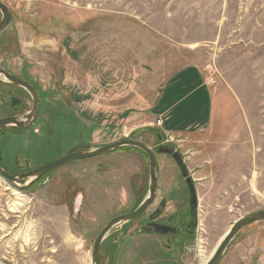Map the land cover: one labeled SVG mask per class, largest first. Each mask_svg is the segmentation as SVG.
Returning <instances> with one entry per match:
<instances>
[{"label":"rangeland","instance_id":"1","mask_svg":"<svg viewBox=\"0 0 264 264\" xmlns=\"http://www.w3.org/2000/svg\"><path fill=\"white\" fill-rule=\"evenodd\" d=\"M1 1L12 23L0 37V68L34 83L50 110L68 98L80 122L78 130L64 129V137L56 126L53 144L44 109L31 130L0 136V165L10 174L43 166L73 147L132 139L131 112L115 118L123 112L104 105L128 107L139 78L144 84L149 76L151 85L183 68L202 71L207 87L197 88L200 80L190 77L169 100L191 109L181 123L192 121L195 109L207 113L204 99L212 91L214 118L206 129L171 140L155 120L137 129L153 131L136 135L157 153L158 198L146 215L163 199L164 217L179 208L170 204L185 206L186 185L171 153L182 156L198 197L194 242L183 252L166 250L159 237L131 236L127 223L104 241L102 264H206L236 221L264 211V0ZM81 24L95 31L67 42ZM111 35L115 43L108 42ZM147 98L136 108L143 115L156 99L151 87ZM94 104L106 111H79ZM31 108L25 91L0 81V118ZM148 182L147 159L127 148L62 166L22 192L0 179V264H92L101 230L142 202ZM221 264H264V222L241 231Z\"/></svg>","mask_w":264,"mask_h":264},{"label":"water","instance_id":"2","mask_svg":"<svg viewBox=\"0 0 264 264\" xmlns=\"http://www.w3.org/2000/svg\"><path fill=\"white\" fill-rule=\"evenodd\" d=\"M0 37L10 28L12 23V12L10 9L0 0ZM0 81L7 85L15 86L25 91L31 98L32 108L29 112L21 115H14L9 117L0 118V131L17 129L22 131H29L33 128L34 124L39 118L40 111V98L34 86L29 82L20 79L3 68H0ZM122 148H133L145 154L149 165V182L146 195L138 207L127 214L120 215L112 219L97 236L93 251H92V264H102L101 262V247L104 241L108 238L110 233L119 226L126 225L132 222L142 213H144L154 202L158 188V162L156 158V152L147 146L144 142L135 139L124 138L113 143H109L102 146H79L72 149L63 157L53 160L43 166L31 169L26 172H16L14 174L8 173L0 165V179L3 180L9 187L17 191H26L33 185H35L44 176L52 173L62 166L76 162L90 160L106 154H110ZM172 158L176 162L178 168L181 170L183 177L189 187L190 192V205L193 209L198 206V197L196 188L193 184V180L188 175V169L182 159V156L178 152L171 153ZM264 222V211L255 213L246 218L236 221L230 230L225 234L219 246L215 250L212 257L206 262V264H221L227 250L233 241L237 238L239 233L251 225Z\"/></svg>","mask_w":264,"mask_h":264},{"label":"crops","instance_id":"3","mask_svg":"<svg viewBox=\"0 0 264 264\" xmlns=\"http://www.w3.org/2000/svg\"><path fill=\"white\" fill-rule=\"evenodd\" d=\"M89 26L90 25L81 24L77 26L75 30H71L70 32H68L66 35L67 42L75 35H76V39L85 40V38L90 36L95 31L93 27L90 28ZM115 39H117V35H111L109 36L108 42L113 43ZM125 39H126L125 41L129 43V40L132 39V37H129V38L126 37ZM190 77L198 78L197 80H200L199 86L197 88L203 89L204 87L208 86L202 71H200L198 68H195V67H187V68H183L181 71L173 75L167 81H165L164 75H162L161 78L155 77L156 80L153 81L151 85L149 84V76H147L146 79L144 80V84H142V81L139 78L137 80V83L135 84L139 88L138 89L139 93H137V97L134 100L130 101L128 107L122 110L120 109V106L119 107L117 106V104L112 105L111 103H109L108 105H104V106L108 107L107 111L123 112L122 114H118L117 116H114L115 118L121 117L122 115H126L127 113L131 112L127 118V123H128L127 125H130L131 127H136V131L137 129H140L144 126H154L153 122L155 120L161 119L164 123L161 129L162 133L166 137L171 138V140L180 138L186 134H190V132H196L199 130L206 129L209 126V124L212 122V119L214 118L213 94H212L211 89H209L204 99V102L208 100V105L204 107V109L207 110V113L200 114L201 110L195 109L192 112H195V113L197 112L198 115L196 114V116L193 119H191L192 121L189 120L188 123L187 122L181 123L183 120L182 117L185 114L189 113L191 109L189 110L188 106L185 107L186 104L184 106H181V105H178V104L176 105L175 103H173L172 105V102L170 103L169 100L172 96L176 94L179 86L185 82H188L190 80ZM150 87L152 89L153 95L156 96V99H155L154 104L151 106V109L149 110V112L143 115L141 111H136V110H139L136 108H141L140 110H142L143 109L142 106L147 105V101H148L147 95L150 92ZM168 93L170 97H168ZM88 95L89 94H85V96L80 98V100H83V101L87 100ZM134 102H135V106L133 109ZM137 103L139 104V107L137 106ZM199 103H200V100L196 102L195 104L198 105ZM87 107L88 108L86 109H84L83 107L79 111L80 112L81 110H83L82 112H88V111L104 112L106 111L102 108L101 104L99 105L94 104L91 108L90 106H87ZM113 140L115 141L116 139H113ZM112 141H109L108 143Z\"/></svg>","mask_w":264,"mask_h":264},{"label":"flooded vegetation","instance_id":"4","mask_svg":"<svg viewBox=\"0 0 264 264\" xmlns=\"http://www.w3.org/2000/svg\"><path fill=\"white\" fill-rule=\"evenodd\" d=\"M53 173L54 171L50 173V175ZM180 174L185 182L187 189L186 196L188 197V200L186 201L185 206L183 207V205H180V201L170 204L169 206L176 207V205H178L179 203V208L175 212H173L172 215L164 217V213L166 210L165 205L168 206V204H166L163 199L159 201L156 209L153 212L146 215V212L157 200V193L152 205L139 217L129 223L130 225H132L131 227L129 225L127 226L129 228H133L131 236L140 233L141 236L146 235L148 237H159L158 242L159 245L161 244L162 248L180 252H183L185 248L189 247V245L194 242L195 225L198 222V206L195 209L191 207L189 187L185 181V177H183L181 173V170ZM137 207L138 204L135 205L131 212L134 211ZM135 222H137V227L134 228L133 224Z\"/></svg>","mask_w":264,"mask_h":264},{"label":"trees","instance_id":"5","mask_svg":"<svg viewBox=\"0 0 264 264\" xmlns=\"http://www.w3.org/2000/svg\"><path fill=\"white\" fill-rule=\"evenodd\" d=\"M14 76H16V75H14ZM17 77L29 82L32 86L35 87V84L32 83L29 79H27L25 77H22V76H17ZM35 89H36L37 93L39 94L40 101H41L40 111H39V118L42 117V112L45 109V112L48 115V120H46L45 124L52 127L51 129H49V133L47 134L48 140H50V138L52 140V137L55 134L56 126H57V129L59 130V132H58L59 136L62 134V137H64L63 136L64 129H66L69 126L74 127L77 130L79 129V127H80L79 119L77 120L76 117L74 116V114H73V112H72V110L70 108L71 103H70V100L68 98L64 99L65 102H60L59 104H57V108H52L50 110L48 105H43L41 94L39 93V91H38V89L36 87H35ZM17 103L18 102L12 101L13 106H18L19 103L18 104ZM39 118H38V120H39ZM39 122H41V118H40ZM20 131H22V130H17V129L2 130V131H0V136H3V135H5L6 133H9V132H20ZM144 131H153V130L150 129V128L138 130V131H136L135 133L132 134L131 138L132 139H137L138 137L136 135H138L139 132H144ZM133 135H135L136 137L135 136L133 137ZM59 136L56 139L52 140L53 144H55V141L57 139H59ZM122 149H120V150H122ZM71 150H69V151H71ZM127 150L139 152L142 156H144L147 159L145 154L140 152V151H138L137 149L127 148ZM0 161H2L1 141H0ZM26 171H29V170L26 169L24 172H26ZM16 172H18V171H16ZM16 172H14V173H16ZM14 173H12V174H14Z\"/></svg>","mask_w":264,"mask_h":264},{"label":"built area","instance_id":"6","mask_svg":"<svg viewBox=\"0 0 264 264\" xmlns=\"http://www.w3.org/2000/svg\"><path fill=\"white\" fill-rule=\"evenodd\" d=\"M156 125L159 126V127H162L163 126V121L161 119L158 120Z\"/></svg>","mask_w":264,"mask_h":264},{"label":"bare ground","instance_id":"7","mask_svg":"<svg viewBox=\"0 0 264 264\" xmlns=\"http://www.w3.org/2000/svg\"><path fill=\"white\" fill-rule=\"evenodd\" d=\"M208 260H209V258H207V259L205 260V263H206Z\"/></svg>","mask_w":264,"mask_h":264}]
</instances>
